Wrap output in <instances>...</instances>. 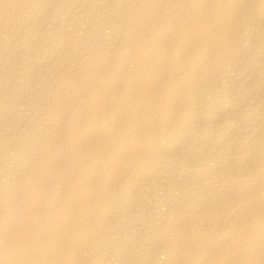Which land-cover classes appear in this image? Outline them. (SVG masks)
<instances>
[{
    "label": "bare ground",
    "instance_id": "obj_1",
    "mask_svg": "<svg viewBox=\"0 0 264 264\" xmlns=\"http://www.w3.org/2000/svg\"><path fill=\"white\" fill-rule=\"evenodd\" d=\"M0 264H264V0H0Z\"/></svg>",
    "mask_w": 264,
    "mask_h": 264
}]
</instances>
